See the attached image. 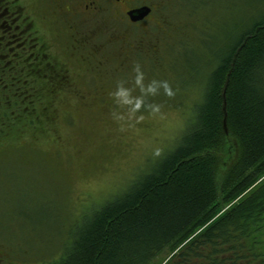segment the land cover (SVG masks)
<instances>
[{"label": "rangeland", "instance_id": "374dc122", "mask_svg": "<svg viewBox=\"0 0 264 264\" xmlns=\"http://www.w3.org/2000/svg\"><path fill=\"white\" fill-rule=\"evenodd\" d=\"M157 2L152 22L126 28L110 14L38 19L29 0H18L40 52L60 62L68 79L61 89L51 83L46 63L30 72L31 111L3 125V264L57 257L93 208L148 171L174 145L204 90L191 80L189 64L204 66L229 36L264 14V0ZM183 54L188 61L180 63ZM137 64L144 91L135 83ZM152 81H167L170 92L158 84L148 92ZM120 84L130 90L126 97L116 95Z\"/></svg>", "mask_w": 264, "mask_h": 264}, {"label": "trees", "instance_id": "16d2710c", "mask_svg": "<svg viewBox=\"0 0 264 264\" xmlns=\"http://www.w3.org/2000/svg\"><path fill=\"white\" fill-rule=\"evenodd\" d=\"M24 19L0 0V135L27 118L45 64ZM206 60L189 64L204 90L174 145L33 264H158L165 251L166 264H264V14Z\"/></svg>", "mask_w": 264, "mask_h": 264}, {"label": "flooded vegetation", "instance_id": "af4514ba", "mask_svg": "<svg viewBox=\"0 0 264 264\" xmlns=\"http://www.w3.org/2000/svg\"><path fill=\"white\" fill-rule=\"evenodd\" d=\"M29 1L34 14L38 10L40 15L37 16L38 19L42 17L55 18V14L57 17L61 13L70 14L73 19L83 16L95 19L101 15L110 14L116 20L122 22L126 28L146 26L154 20L155 10L159 8L157 0H39L38 8L35 0ZM142 8L148 9L147 14L142 18L135 19L138 16L137 11ZM41 58L50 66V82L56 86L58 85L61 89L67 83V70L53 58H50L51 61H49L45 53H42ZM45 71L47 72V70Z\"/></svg>", "mask_w": 264, "mask_h": 264}, {"label": "clouds", "instance_id": "9594fccd", "mask_svg": "<svg viewBox=\"0 0 264 264\" xmlns=\"http://www.w3.org/2000/svg\"><path fill=\"white\" fill-rule=\"evenodd\" d=\"M133 71H135V73H136V76H135V78H134V79H135V83H136L137 85H140V87H141V91H144L145 88H144V86L141 84V80H142V77H143V73L141 72L140 67H139L138 64L134 66ZM157 84H158L160 87H162L166 93H167V92H170V89H169V87H168V83H167V81H159V82H157V81H152V82L147 86V89H146V90H147L148 92L155 93L156 90H157V88H156ZM129 91H130L129 89L124 88L123 85L120 84V85H118V87H117L116 95H117V96H124V97H126ZM125 102H128V101L126 100ZM135 106L138 107L139 104L137 103V105H135Z\"/></svg>", "mask_w": 264, "mask_h": 264}, {"label": "water", "instance_id": "95a60500", "mask_svg": "<svg viewBox=\"0 0 264 264\" xmlns=\"http://www.w3.org/2000/svg\"><path fill=\"white\" fill-rule=\"evenodd\" d=\"M148 9L142 8L140 10L137 11L138 16L135 17V19L138 18H142L143 16H145L147 14Z\"/></svg>", "mask_w": 264, "mask_h": 264}]
</instances>
